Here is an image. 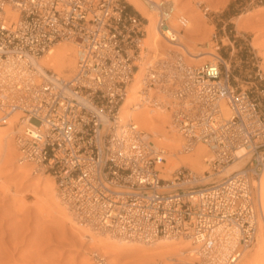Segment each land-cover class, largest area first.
<instances>
[{"label":"built area","instance_id":"1","mask_svg":"<svg viewBox=\"0 0 264 264\" xmlns=\"http://www.w3.org/2000/svg\"><path fill=\"white\" fill-rule=\"evenodd\" d=\"M145 5L161 34L172 30L174 0ZM185 19L178 15V24ZM146 22L122 0H0V124L20 113L17 159L50 175L83 223L138 239L181 236L208 249L216 226L236 228L238 241L223 263L235 264L259 224L254 184L264 170V74L243 88L220 55L193 65L174 52L144 59ZM58 42L73 46L72 76L34 64ZM11 66L32 78L12 82ZM137 74L142 104L169 110L182 151L206 146L205 170L181 166L165 177V151L134 119L122 118ZM236 162L240 167L226 173Z\"/></svg>","mask_w":264,"mask_h":264},{"label":"bare ground","instance_id":"2","mask_svg":"<svg viewBox=\"0 0 264 264\" xmlns=\"http://www.w3.org/2000/svg\"><path fill=\"white\" fill-rule=\"evenodd\" d=\"M127 1L147 19L144 26L146 30L144 59L149 60L153 57H163L170 52H174L175 54H182L184 58L188 57V63L193 65L206 57L218 55L215 50H210V48L200 51L194 50L196 41H200L194 38L200 33L201 25H199L198 19L195 16L188 21L189 19L184 14L179 13L180 10H176L175 0V12L170 21L172 30H167L164 34H161L155 26V12L145 5V1L148 2L150 0H145L144 2L142 0ZM180 14L186 18L183 26L178 24L179 20H177V16ZM192 14L191 16H193ZM34 64L38 67L53 69L54 72L64 76H72L75 72L73 46L68 42H58L51 47L49 53L35 61ZM10 68L9 75L12 82L18 80L28 81L33 76V73L30 71L15 70L12 66ZM139 78L140 74H137L130 85L129 95L121 106L122 118L134 119L139 128L152 134L151 139L155 143V146L165 151V162L162 165L165 177H168L171 172L181 166H187L196 171L205 170L204 158L208 154L206 146L197 143L192 151L187 153L182 151L183 138L173 127L169 110L164 106L152 108L142 104ZM1 86L3 87L5 84ZM222 110L224 113L228 112V108L225 105H222ZM19 116V112H14L11 117L5 120L6 126L0 127V168L3 166L2 164L9 162L13 153H16L15 147H11V140H13L14 132L20 128ZM5 123L2 125H5ZM11 162L14 163V161ZM240 163L236 162L230 165L226 173L239 168ZM15 164H18L17 169L19 171H28L32 168L29 163L19 161L18 159ZM44 186L43 188L45 189L43 191L46 197L49 196V200H51L52 205L56 208L55 212H58L67 221V224H70V227L77 229L78 234L82 232L84 233L83 235H87L93 245V249H97V251L106 249L105 253L110 256L112 264H121L120 260L124 258H131L133 264H194L196 262L200 264H223L231 249L236 246L238 241V230L236 228L230 229L224 225H218L214 228L213 237L215 238V244L211 249L206 248L202 241H192L181 236L138 239L120 235L104 226H98L93 223H89V225H87L88 223H79L80 221L75 220L78 218L69 209L70 207L65 206V202L60 199L54 179H48L44 183ZM254 186L259 224L255 241L252 243L253 252L247 255L243 264H264V170H262ZM8 192H12L10 186L0 179V193L4 194ZM248 249L243 252L241 257Z\"/></svg>","mask_w":264,"mask_h":264},{"label":"rangeland","instance_id":"3","mask_svg":"<svg viewBox=\"0 0 264 264\" xmlns=\"http://www.w3.org/2000/svg\"><path fill=\"white\" fill-rule=\"evenodd\" d=\"M122 1L130 13L144 19L127 0ZM175 3L176 10L188 21L195 16L201 25L194 38L200 41H196L194 50H215L230 65L238 86L247 88L258 82L257 72L264 74V0H175ZM185 60L189 62L188 57ZM208 60L212 57L195 64ZM11 142L14 148V139ZM16 161L17 150L0 168V179L12 191L0 193V264H98L96 254L112 264L106 249H93L87 235L78 234L55 212L43 191L44 183L53 178L35 175L32 168L19 171ZM65 206L69 207L66 203ZM252 252L253 244L236 264H243ZM128 259H121V264H133Z\"/></svg>","mask_w":264,"mask_h":264}]
</instances>
